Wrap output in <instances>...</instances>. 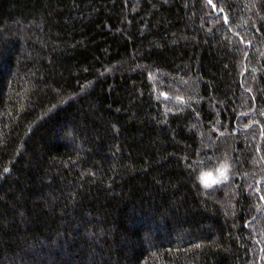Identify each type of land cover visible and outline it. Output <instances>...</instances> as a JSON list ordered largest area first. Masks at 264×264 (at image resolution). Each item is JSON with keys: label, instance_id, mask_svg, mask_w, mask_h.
Instances as JSON below:
<instances>
[{"label": "trees", "instance_id": "trees-1", "mask_svg": "<svg viewBox=\"0 0 264 264\" xmlns=\"http://www.w3.org/2000/svg\"><path fill=\"white\" fill-rule=\"evenodd\" d=\"M0 264H264V0H0Z\"/></svg>", "mask_w": 264, "mask_h": 264}, {"label": "rangeland", "instance_id": "rangeland-1", "mask_svg": "<svg viewBox=\"0 0 264 264\" xmlns=\"http://www.w3.org/2000/svg\"><path fill=\"white\" fill-rule=\"evenodd\" d=\"M223 176H224V174H218L217 176H215L214 178H215V182H217V181H219V180H221L222 178H223ZM214 182V183H215Z\"/></svg>", "mask_w": 264, "mask_h": 264}]
</instances>
